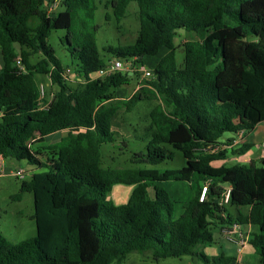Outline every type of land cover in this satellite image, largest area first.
<instances>
[{
    "label": "trees",
    "instance_id": "1",
    "mask_svg": "<svg viewBox=\"0 0 264 264\" xmlns=\"http://www.w3.org/2000/svg\"><path fill=\"white\" fill-rule=\"evenodd\" d=\"M105 1L116 24L135 3L138 30L132 44L103 48V58L97 0H62L63 11L53 13L51 0H0V158L33 168L12 198L32 194L36 227L34 237L16 243L0 232V264H120L131 253L209 264L215 260L203 249L214 244L212 230L234 224L258 228L248 243L264 264V161L217 167L252 146L214 149L225 133L250 134L264 123V0ZM57 30L65 31L61 44L70 66L48 43ZM181 34L187 39L178 65L174 40ZM161 48L167 52L153 69L146 67L151 78L127 99L116 89L140 73L96 78L110 59L134 58L144 66ZM40 76L56 88L46 108L39 107L46 103ZM148 101L155 104L146 153L132 155L134 167H101L102 146L116 142L115 116ZM166 146L181 153L183 167L157 168L172 159ZM170 181L195 185L177 218L173 200L157 186ZM117 185L134 189L126 204L113 207L107 196Z\"/></svg>",
    "mask_w": 264,
    "mask_h": 264
},
{
    "label": "rangeland",
    "instance_id": "2",
    "mask_svg": "<svg viewBox=\"0 0 264 264\" xmlns=\"http://www.w3.org/2000/svg\"><path fill=\"white\" fill-rule=\"evenodd\" d=\"M62 0H51V3L47 9L48 12H59L63 11V6L61 5ZM98 9L95 13V23L100 26V30L96 34V43L101 57L106 58L108 54L103 51V48L107 46H117V45H128L132 44L137 35L138 21L136 18V4L130 3L125 17L123 20L116 24V20L112 16V11L109 8H105V0H102L99 4L97 0ZM51 9V10H50ZM110 14L111 19L109 21L105 20V15ZM65 36L64 30L52 31L48 37V43L54 48L56 56L61 59L63 65L71 64V60L68 53L64 50L61 44L62 38ZM187 39V35L181 34L175 38L174 43L177 48L176 50V60L177 64L181 65L183 62V51L182 43ZM167 52L166 48H161L155 56L146 57L143 60L145 67L153 69L157 64L158 60ZM35 59V58H34ZM33 59V60H34ZM111 60V59H110ZM1 67V61H0ZM47 76L38 77V82L40 86L43 87L42 99L50 103L53 98L56 88L50 85ZM141 74L134 75L129 81L128 85L124 87H119L116 89L118 93L123 94L122 97L129 98L139 87L143 85ZM123 88V89H122ZM125 90L126 92H124ZM121 97V96H120ZM155 103L152 101L140 102L130 113L120 112L118 117L112 121L113 130L116 133V142L113 144L103 145L101 148V167H111V168H130L134 167L130 163L132 155L135 153H146L147 145L150 141V135L146 133V126L148 125V113ZM116 120V121H115ZM261 127L256 130V134H260L256 138L255 145L251 148V151H247L243 156L231 155L227 156L225 161L217 162V167L224 165L225 167H232L236 163H239L238 159L246 160L248 158H253L257 160V165L261 164L260 161V150L263 148L264 140L263 133L261 132ZM231 133H225L221 138L224 141L226 138L231 137ZM62 137V132L56 134V136L47 139L46 143L54 140H59ZM263 141H262V140ZM219 147L214 148L215 150L223 149L224 144L219 143ZM239 144L235 145L236 148ZM232 147V148H234ZM166 148L172 153V159L166 160L159 164L157 168L160 170L164 169H177L185 165V160L180 152L171 149L166 146ZM231 149V148H230ZM238 158V159H237ZM14 168H20L13 175L7 174L0 177V232L5 236V238L16 243L36 235V227L34 221L31 219L33 214V197L31 193H25L22 198L17 201L12 197L18 194L20 184L22 180H27L32 171V167L27 165L23 161H15L10 159ZM142 167V166H141ZM23 171V179L16 177L18 172ZM175 182H163L158 184V187L165 189L169 197L175 202H177L179 194L176 193ZM182 186V185H181ZM121 190H127L129 193L130 186L116 187L114 193L111 192L107 196V201L113 207H119L126 204L128 198L120 195L117 192ZM151 190V189H150ZM182 196V194H181ZM230 209V207H227ZM232 212V211H230ZM242 231V230H241ZM214 236V244L210 247L205 248L204 254L210 258L214 259L216 256V264L218 263V258L221 251L229 253L230 255H238V251L241 248L239 244L229 242L226 239L220 238V233L216 229L212 230ZM242 252H252L251 247L248 246L247 249ZM199 260L195 257H183L180 259L168 258L159 261H154L151 256L146 254L131 253L120 264H199ZM209 264H212L210 262Z\"/></svg>",
    "mask_w": 264,
    "mask_h": 264
},
{
    "label": "crops",
    "instance_id": "3",
    "mask_svg": "<svg viewBox=\"0 0 264 264\" xmlns=\"http://www.w3.org/2000/svg\"><path fill=\"white\" fill-rule=\"evenodd\" d=\"M1 65H2V63H1ZM129 76H132V75H129ZM123 91L126 92L125 90H123ZM116 94L121 99H127L125 97H122L123 94L118 93L117 91H116ZM120 112H122V111H119V113ZM117 117H118V115H116L114 119H116ZM259 127H261V129H262L261 132L263 133V140H264V123H261V124L257 125L255 127L254 131L252 133H250V134H243V135L237 134V135H232L231 137L226 138L224 141H221L220 140V143L224 144L225 142H228V140H232L231 143H229L228 146H224L227 149H229L231 147H234L237 144H239V145H241V144H250L253 147L255 145V143H256V140H257L256 138H258V136L260 135V134H256V130ZM64 134H65V132H62V136ZM53 136H56V134L55 135H52L50 137H53ZM249 151H251V149ZM262 153H264V145H263V148L260 150V154H262ZM238 160H239V163H242V164H248L250 162H257V160L256 159H253V158H248L246 160H242V159H238ZM10 161H11L10 159H2V158H0V177H2L4 175H7V174H12L13 175L18 170H21L20 168H18V169L17 168H14V164L12 162H10ZM215 166H217L216 163H215ZM170 182H172V181H170ZM175 183H178V184H176L177 185L176 186V193L179 194V197H178L177 202L176 201L175 202L173 201L174 202V218H177L178 216H180L182 214L183 208L189 203L190 199L194 195L195 185L194 184H191V183H187V182H175ZM122 186H126V185H117V186L113 187V189L111 190V192L114 193L116 187H122ZM121 189H123V188H120V192H117L120 195V197L123 196L125 198H128L129 194H131L132 190L134 189V186H130L129 193H128L127 190H121ZM150 194H152V193H150ZM181 194H182V196H181ZM227 209H228V212H229V214L231 216H233V215L236 216L237 215V212L238 211L236 210V208L230 207V209L229 208H227ZM230 211H232V212H230ZM227 229H229L228 226H223V227H220L219 229H216L217 231H219L220 238L223 239V240L226 239L225 238V235L223 234V232L225 230H227ZM240 229L242 230V231L240 230V232L245 237H247V240H249L252 235L257 234L259 232L258 228L256 226H252V225H242L240 227ZM248 246L251 247L250 245H248ZM248 246H247V248H248ZM251 249H252V252H247V253L239 252L238 255H236V258H235V256L230 255L229 253H225L224 251H221L219 257H222V258L227 259V260L228 259H232L229 262V264H259V258H258V256L255 254V252H254V250H253L252 247H251ZM204 250H205V248L203 249V253H204ZM195 258H197V257H195ZM214 259H216V256L214 257ZM199 262H200L199 264H204L200 260H199ZM218 263L219 264H223L219 260H218ZM212 264H216V261L214 263H212Z\"/></svg>",
    "mask_w": 264,
    "mask_h": 264
},
{
    "label": "built area",
    "instance_id": "4",
    "mask_svg": "<svg viewBox=\"0 0 264 264\" xmlns=\"http://www.w3.org/2000/svg\"><path fill=\"white\" fill-rule=\"evenodd\" d=\"M50 8V7H49ZM51 10V9H50ZM50 13V12H49ZM135 59H129V60H120V59H112L108 61L105 67L100 69L97 74L96 78H104L108 77L110 75L116 74V73H128V75H133L134 73H140L142 79H149L151 78L152 72L145 66H138L134 63ZM17 66L21 68V62L20 59L17 58L16 60ZM22 69V68H21ZM43 87L40 86V98L43 96ZM40 108H46L47 104H42L40 103L39 105ZM239 134L243 135L244 133L240 132ZM238 143V142H237ZM225 148V147H223ZM260 160L264 161V153L260 154ZM17 178L23 179V171L18 172L16 175ZM207 188L206 186L202 187V191L200 194L199 201L202 202L205 194H206ZM229 188H227L225 194H224V202L226 203L229 198ZM229 229L225 230L223 234L225 235V238L229 242L237 243L240 245V249L238 252H242L247 248L249 245L247 237H245L241 232H240V227L237 224H234L232 226H228Z\"/></svg>",
    "mask_w": 264,
    "mask_h": 264
}]
</instances>
